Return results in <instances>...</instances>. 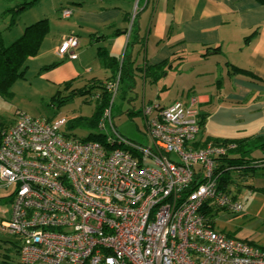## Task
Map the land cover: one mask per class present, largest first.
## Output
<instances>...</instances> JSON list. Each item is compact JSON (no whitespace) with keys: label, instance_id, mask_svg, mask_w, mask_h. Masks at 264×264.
I'll use <instances>...</instances> for the list:
<instances>
[{"label":"built area","instance_id":"1","mask_svg":"<svg viewBox=\"0 0 264 264\" xmlns=\"http://www.w3.org/2000/svg\"><path fill=\"white\" fill-rule=\"evenodd\" d=\"M148 0H134L129 29ZM72 10L64 9L68 19ZM78 38L58 55L75 59ZM98 129L103 142L71 139L66 118L17 111L0 140V182L14 185L12 212L0 232L18 238L19 264H264V250L210 228L205 201L232 213L241 203L217 190L215 158L235 144L194 149L199 100L143 105L144 146L122 137L112 120L119 75ZM98 99V96H96Z\"/></svg>","mask_w":264,"mask_h":264},{"label":"crops","instance_id":"2","mask_svg":"<svg viewBox=\"0 0 264 264\" xmlns=\"http://www.w3.org/2000/svg\"><path fill=\"white\" fill-rule=\"evenodd\" d=\"M133 4L134 0H90L74 7L68 31L52 36L53 56H58L64 36L78 38L76 58L60 57L65 63L48 71L56 85L77 79L84 86L88 81L114 80L116 76L99 60L98 49L135 68L143 90L148 78L140 68L167 62L159 81L175 74L177 66L188 59H194L190 67L212 60L215 79L207 82L212 89L195 88L177 100L189 96L199 100L204 124L195 141L264 137V4L254 0H148L135 18L131 36ZM168 85L162 90H168ZM154 102L161 105L157 99L146 101L143 95L141 108Z\"/></svg>","mask_w":264,"mask_h":264},{"label":"rangeland","instance_id":"3","mask_svg":"<svg viewBox=\"0 0 264 264\" xmlns=\"http://www.w3.org/2000/svg\"><path fill=\"white\" fill-rule=\"evenodd\" d=\"M30 1L32 0H0V31L4 45L8 46L19 39L26 27L40 20H47L52 27V32L44 38L42 42L44 45L41 46L38 55L26 61L23 77L14 81L8 95L0 94V129L14 122L17 111L23 112L30 118L51 121L58 118L67 120L78 117L90 118L98 104L96 99L99 95L98 89H92L83 97L70 95L72 89L83 87L85 83H78L77 79L67 90L64 84L56 85L50 74L54 69L50 68V65L65 63L59 55L53 56L52 45L53 35L58 36L57 32L68 31L70 19H63L61 11L64 9L73 11L75 6L90 0H38L34 5L18 12L14 11L20 4ZM193 62L192 58L186 60L177 66L175 74L169 73L165 79L161 78L155 82L148 79L144 90L139 75L123 79L112 104V120L116 131L125 139L146 146L149 142L146 138L145 120L140 112L143 95L146 101L157 99L166 107L181 99L180 94H187L189 90L212 89L211 82L207 84L208 81L215 79L212 60H208L204 65L196 66V63L190 67L189 63ZM163 85H168V90H162ZM57 92L65 100L62 105L52 100ZM109 98L111 100L112 96ZM62 133L78 139H87L90 133H99V130L79 126L69 129L65 126L62 128ZM262 155L259 150L252 152V156L256 159ZM252 175L247 174L243 178L235 175L234 182L229 185V195L241 203V212L235 214L225 209H212L208 217L212 220L215 231L248 241L264 250V186L260 185L264 183V170H256ZM251 187L256 189L253 190ZM258 188H263V192ZM14 191V185L5 187L0 182V223L8 221L11 217ZM3 241L18 242V238L7 232H0V255L6 252L3 249L5 246ZM10 253L13 255L12 251Z\"/></svg>","mask_w":264,"mask_h":264},{"label":"trees","instance_id":"4","mask_svg":"<svg viewBox=\"0 0 264 264\" xmlns=\"http://www.w3.org/2000/svg\"><path fill=\"white\" fill-rule=\"evenodd\" d=\"M38 0H32L30 2H25L20 4L15 12L23 10L27 6H31L37 3ZM256 3L263 5L264 0H254ZM11 23H14L12 18ZM134 27V25H133ZM131 28L130 34L134 36L135 30ZM49 31V23L47 20H40L32 25L26 27L25 32L19 39L12 42L10 45L6 46L3 44L2 34L0 31V94L8 95L10 87L17 78L23 77L25 72V63L29 58L35 57L42 45L44 38L47 36ZM97 55L101 63L113 72V77L119 74L120 84L125 78H130L132 75H136L135 68H132L131 65L127 64V61L122 60L121 63L118 62L115 58L109 57L107 52L103 49H98ZM168 63L162 62L159 65L146 67L144 69L140 68V72L144 74L151 82L158 80L164 73V68ZM57 64L50 65V68L55 67ZM240 71V70H239ZM105 82L88 81L85 86L80 88H74L70 91V95L85 96L91 92L92 89L96 88L99 91L98 95V104L94 114L90 118L78 117L72 120H68L67 128L74 127H89L91 129H97L98 123L102 117L103 110L109 105L110 94L106 91ZM65 88L68 90L72 82L64 83ZM53 102H56L58 105H62L65 100L60 96V93L57 92L53 97ZM51 121V120H47ZM13 124V123H12ZM11 124V125H12ZM204 124V118L199 114V129ZM9 125V126H11ZM2 127L0 129V140L2 133L9 127ZM99 130V129H98ZM71 139L82 140V141H94V142H103L105 136L99 133H90L87 136V139H78L76 137L68 136ZM212 143L215 145H227L235 144L233 150H229L225 155L216 157V167L214 168V176L216 177L217 190L222 193L229 194V185L234 182L235 175L238 178H243L247 174L253 176L252 174L256 170H264V137H248L237 140H220L215 138L208 137L204 142L195 141L192 145L194 149L204 148L207 144ZM254 150H259L262 152L260 158H254L252 152ZM251 189H256L251 187ZM260 192H263V188H258ZM212 209H223L215 207L212 204V201H205L202 213L207 216L208 224L210 228L215 231L212 220L208 217V214ZM226 210V209H225ZM228 211V210H227ZM230 212V211H228ZM232 213V212H230ZM236 214V213H235ZM217 232V231H216ZM221 233V232H220ZM223 234V233H222ZM228 238L229 235L224 234ZM236 239V238H234ZM240 240V239H239ZM250 245V242L242 240ZM3 245L8 246L7 248L3 246V249L6 251L5 254L0 255V264H19V244L18 242H4ZM257 247V246H256ZM263 250V249H262ZM10 251L13 252L11 255ZM13 256V257H12Z\"/></svg>","mask_w":264,"mask_h":264}]
</instances>
